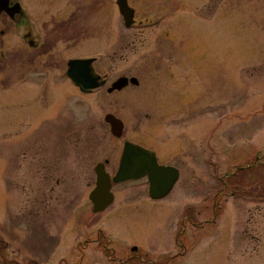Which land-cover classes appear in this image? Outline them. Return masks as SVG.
<instances>
[{
    "label": "rangeland",
    "instance_id": "1",
    "mask_svg": "<svg viewBox=\"0 0 264 264\" xmlns=\"http://www.w3.org/2000/svg\"><path fill=\"white\" fill-rule=\"evenodd\" d=\"M19 1L25 27L0 22V264H264V0H129L131 27L117 0ZM90 58L107 82L83 94L67 64ZM126 141L180 178L157 200L114 184L94 213Z\"/></svg>",
    "mask_w": 264,
    "mask_h": 264
},
{
    "label": "water",
    "instance_id": "2",
    "mask_svg": "<svg viewBox=\"0 0 264 264\" xmlns=\"http://www.w3.org/2000/svg\"><path fill=\"white\" fill-rule=\"evenodd\" d=\"M10 0H0V17L8 8ZM119 12L125 20V25L135 24V10L129 5V0H117ZM14 9V8H12ZM95 59H72L68 62L67 76L83 93H92L106 85L107 80L98 75L94 68ZM129 84L138 86L137 78H121L108 89L109 93L121 91ZM114 136L121 138L124 133V123L112 114L106 116ZM119 169L112 179L106 172L105 164H98L95 168L97 175L96 187L90 194L93 201V212H104L114 202L112 183L135 181L149 176L150 194L153 198L161 199L173 190L179 179V170L171 166L158 163L156 155L131 142L124 145Z\"/></svg>",
    "mask_w": 264,
    "mask_h": 264
},
{
    "label": "flooded vegetation",
    "instance_id": "3",
    "mask_svg": "<svg viewBox=\"0 0 264 264\" xmlns=\"http://www.w3.org/2000/svg\"><path fill=\"white\" fill-rule=\"evenodd\" d=\"M21 3L19 0H10V3L8 5V8L11 9L7 12H3L1 14V17H0V22L2 21V17L5 16V18L9 19L10 21H12L18 28L19 27H25V25L27 24V16H26V13L24 11V9L21 7ZM14 8V9H12ZM1 36L2 35H5V31L1 29ZM23 40L27 43V45L31 48V49H36L37 47H39V44L37 43V41H35L34 37L32 36V33L28 32L27 34H25L23 37ZM95 62V61H94ZM68 66V64H67ZM66 75H67V72H66ZM126 142H129V141H126ZM125 142V143H126ZM124 143V145H125ZM124 150V149H123ZM147 150V149H146ZM150 151V150H148ZM152 152V151H150ZM153 154H155L154 152H152ZM123 154V153H122ZM156 155V154H155ZM157 158V156H156ZM158 160V159H157ZM158 163L160 164V162L158 161ZM101 164V163H99ZM102 164H106V163H102ZM162 165V164H160ZM163 166H166V165H163ZM171 167H174V166H171ZM106 168V167H105ZM177 168V167H176ZM178 169V168H177ZM180 170H179V178H180ZM111 176V175H110ZM112 178V176H111ZM114 178V177H113ZM112 178V179H113ZM143 178H147V180L149 181V176H144L142 177L141 179ZM124 182V181H123ZM114 184H120V183H112V189H113V185ZM150 184V182H149ZM176 186V185H175ZM174 186V187H175ZM149 195L151 197V194H150V188H149ZM153 200H155V198H153ZM157 200V199H156Z\"/></svg>",
    "mask_w": 264,
    "mask_h": 264
},
{
    "label": "bare ground",
    "instance_id": "4",
    "mask_svg": "<svg viewBox=\"0 0 264 264\" xmlns=\"http://www.w3.org/2000/svg\"><path fill=\"white\" fill-rule=\"evenodd\" d=\"M83 93V92H82ZM83 94H89V93H83Z\"/></svg>",
    "mask_w": 264,
    "mask_h": 264
}]
</instances>
